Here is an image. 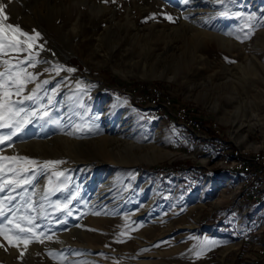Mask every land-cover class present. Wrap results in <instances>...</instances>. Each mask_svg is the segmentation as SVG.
Wrapping results in <instances>:
<instances>
[{"label":"rangeland","instance_id":"obj_1","mask_svg":"<svg viewBox=\"0 0 264 264\" xmlns=\"http://www.w3.org/2000/svg\"><path fill=\"white\" fill-rule=\"evenodd\" d=\"M85 1L12 0L7 8L10 23L41 34L43 50H36L47 63L27 69L38 77L27 89L49 81L40 93L49 116L33 119L0 152L64 163L33 166L38 174L28 192L48 213L37 220L43 243H30L21 257L23 245L0 237V264H61L59 256L63 264H231L234 255L243 264L261 220L256 204L247 209L249 201L233 195L190 131L153 117L141 99L161 87L239 145L264 144V107L239 108L251 93L230 84L242 78L239 64H256L263 86L264 0ZM199 32L210 36L198 39ZM53 65L75 71L45 72ZM49 177L65 189L51 201L76 197L71 215L41 199ZM205 240L215 244L201 252Z\"/></svg>","mask_w":264,"mask_h":264},{"label":"snow or ice","instance_id":"obj_2","mask_svg":"<svg viewBox=\"0 0 264 264\" xmlns=\"http://www.w3.org/2000/svg\"><path fill=\"white\" fill-rule=\"evenodd\" d=\"M12 0H0V129H9L7 135H0V145L12 140L14 136L21 133L25 127L32 123L33 119L43 120L49 116L47 105L40 103L43 97L40 95L43 85L49 83L43 80L35 83V87L28 90L27 85L37 80V74L29 72L28 68H36L39 63H47L39 60V50H43V45H38L41 34L32 30L31 33L21 28L19 24L10 23V16L7 13L8 5ZM185 4L188 0H183ZM222 3L223 0H217ZM220 15H227L222 12ZM235 15H239L238 13ZM171 20V16H167ZM249 19H252L249 17ZM23 54V55H22ZM66 70L74 72L75 69H63L62 66L53 65L46 68L45 72H56ZM79 86V85H78ZM27 91V94H25ZM26 102L38 105L36 109L26 107ZM52 103V97H48V104ZM72 133H69L71 135ZM11 147V144L8 145ZM64 163L62 160H47L41 162L30 159L26 156L4 155L0 152V193L7 192V195L0 197V237L13 248L23 245L20 256L23 257L30 243L38 241L43 243L45 232L41 231V225L37 220L47 218L48 213L44 204L37 209L36 202L31 199L35 192L29 194L28 187H34L37 172L33 166L40 169L55 168ZM53 176L60 177L62 172L53 171ZM22 190V191H19ZM59 184H54L49 177L48 187L44 189L42 200L48 202V206L57 211L66 212L71 215L68 205L74 200L75 196H70L66 202L51 201L50 197L56 192L64 191ZM19 196V201H17ZM35 213V215H33ZM63 222V221H62ZM124 235V233H121ZM51 239V236L46 237ZM215 244V241L205 240L201 242V252L204 248ZM0 244V247H3ZM79 254V253H77ZM201 253L197 252L199 256ZM49 255L56 258L59 254L49 252ZM61 264L64 257L59 256Z\"/></svg>","mask_w":264,"mask_h":264},{"label":"built area","instance_id":"obj_3","mask_svg":"<svg viewBox=\"0 0 264 264\" xmlns=\"http://www.w3.org/2000/svg\"><path fill=\"white\" fill-rule=\"evenodd\" d=\"M149 89L141 100L146 102L151 115L155 118H172L177 125L187 128L201 143L207 159L216 162L215 171L228 180L226 184L233 195L247 199V209L251 204H256L254 212L261 220L254 235L249 238L251 244L248 250L242 252L243 264H264V147L251 149L239 145L231 134H224L217 121L211 123L201 110L188 103H177L172 93L161 87L151 86Z\"/></svg>","mask_w":264,"mask_h":264},{"label":"bare ground","instance_id":"obj_4","mask_svg":"<svg viewBox=\"0 0 264 264\" xmlns=\"http://www.w3.org/2000/svg\"><path fill=\"white\" fill-rule=\"evenodd\" d=\"M46 1V0H45ZM48 1V0H47ZM75 1V0H74ZM5 2V1H4ZM7 2V1H6ZM80 2V1H79ZM84 2H86L85 0H82V3H84ZM88 3V2H87ZM68 4V3H67ZM46 6V5H45ZM53 6H54V4L53 5H49V9H52L53 8ZM15 7V6H14ZM37 7V6H36ZM94 7L97 9V10H99V11H101V8H102V10H103V6H100V5H96V4H94ZM60 8V7H59ZM64 8V7H63ZM34 9H36V8H34ZM30 10H32V8L30 9ZM82 10V9H81ZM12 11V10H11ZM42 12V11H41ZM48 12V11H47ZM127 12V11H126ZM14 14V13H13ZM39 14V13H38ZM42 14V13H41ZM48 14V13H47ZM12 15V14H11ZM16 15V14H15ZM29 15V14H28ZM48 16V15H47ZM79 16V15H78ZM30 17V16H29ZM35 17V16H34ZM39 17V16H38ZM49 17V16H48ZM28 18V17H27ZM32 18V17H31ZM30 18V19H31ZM26 20V19H25ZM26 22V21H25ZM30 24H31V22H30ZM77 30V29H76ZM71 34V33H70ZM210 36V34H207L206 32H199V33H197L196 34V37L198 38V39H201V38H207V37H209ZM58 61H60V60H58ZM59 63V62H58ZM253 63V62H252ZM255 64V63H254ZM263 64V63H262ZM256 65V64H255ZM255 65H253V64H245V65H241V64H239V68L241 69V73H242V75H241V77L242 78H236L235 80H231L230 81V84L231 85H233L232 87H233V89L236 91V89H240V92H241V89H243V90H245L247 93H251V95H249V97H243V98H241L240 99V101H238L239 102V108H241V107H243V106H246V107H248V109H250L251 111H256L257 109H259L258 107L259 106H263L264 107V78L263 79H261V81L259 82V84H261V85H263V86H261V87H259L258 85H257V83H258V80L261 78L260 76V74H258L257 72H258V70H257V68L260 66H255ZM262 69V68H261ZM260 71V70H259ZM263 71V70H262ZM67 72V71H66ZM264 73V72H263ZM66 76V75H65ZM245 76H250L249 78H245ZM263 77V76H262ZM244 92V91H243ZM245 94V93H244ZM240 95H243V94H240ZM239 96V95H238ZM244 96V95H243ZM244 98H246V99H244ZM239 98L237 97V100H238ZM242 109V108H241ZM247 109V108H246ZM252 113V116L253 117H256V116H258V114H255V113H253V112H251ZM100 141H102V142H100V146H102L101 144H103V143H106V139H101ZM40 143V142H39ZM38 143V144H39ZM40 145V144H39ZM99 146V147H100ZM255 146V148L256 149H258V148H262V147H264V144L263 143H257V144H255L254 145ZM15 149V148H14ZM13 149V150H14ZM108 153L109 152H111V154H112V151H107ZM104 154V153H103ZM80 160H82V159H80ZM108 161V160H107ZM153 161H158V159L157 160H152V162ZM110 162V161H109ZM86 164V163H85ZM88 164V163H87ZM78 165V164H77ZM45 184V183H44ZM44 186V185H43ZM37 192H41L39 189L37 190ZM38 195V194H37ZM37 202V201H36ZM77 243V242H76ZM81 245V244H80ZM78 246V245H77ZM36 250V249H35Z\"/></svg>","mask_w":264,"mask_h":264},{"label":"crops","instance_id":"obj_5","mask_svg":"<svg viewBox=\"0 0 264 264\" xmlns=\"http://www.w3.org/2000/svg\"><path fill=\"white\" fill-rule=\"evenodd\" d=\"M239 254V253H238ZM238 256L236 257L235 255H234V257H233V260H232V263L231 264H241L239 261H238ZM236 260V261H235Z\"/></svg>","mask_w":264,"mask_h":264}]
</instances>
